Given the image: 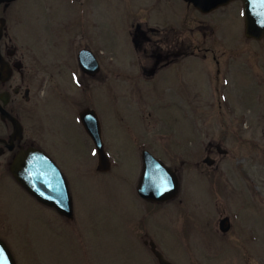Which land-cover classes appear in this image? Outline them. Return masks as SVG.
<instances>
[{"label":"rangeland","instance_id":"1","mask_svg":"<svg viewBox=\"0 0 264 264\" xmlns=\"http://www.w3.org/2000/svg\"><path fill=\"white\" fill-rule=\"evenodd\" d=\"M47 1L53 8L51 14L62 23L82 19L78 17L82 10L71 0ZM21 2L26 5L25 14L35 19L42 0ZM102 7L103 11L100 5L91 7L90 31L96 38L94 47L101 44L106 49L101 55L108 78L104 92L102 83L92 80L90 95L93 100L102 99L104 104L98 109L109 120L110 111L132 112L136 107L132 101L123 102L114 80L125 45V10L118 0H107ZM203 19L196 16L192 20ZM220 27L224 36L214 35L212 40L205 29H197L187 33V41L235 47L241 53L232 61L226 82L215 83L218 92L188 83V93L202 94L203 99L188 97L184 128L179 119H169L173 129L156 121L150 131L153 144L147 147L176 171L177 194L163 203L146 205L148 210H144L145 203L136 191L141 162L131 144L135 139L129 127V133L122 129L124 134L113 133L111 147L107 144L112 166L104 175H97L92 145L90 154L87 149L79 152L84 163L77 155L72 157L78 176L70 181L74 206L71 226L59 219L53 235L49 225V230L39 225L35 218L38 209L21 193V205L17 199L18 205L12 209L0 207V226L9 228L8 223H12L16 227L14 242L9 239L8 247L17 264H158L143 242L149 238L173 264H264V36L260 40L241 39L243 28L236 18L230 26L223 21ZM251 54L253 57L247 59ZM195 66L201 68L202 64ZM199 73L197 70L194 75ZM217 93L228 96V100L220 97L216 102L210 95ZM123 96L129 98L124 92ZM129 114H124V120L131 125ZM110 127L115 126L108 121V134L119 129ZM217 144L224 153L215 149ZM206 156L213 159L212 164L204 162ZM223 216L230 221L225 235L218 229Z\"/></svg>","mask_w":264,"mask_h":264},{"label":"flooded vegetation","instance_id":"2","mask_svg":"<svg viewBox=\"0 0 264 264\" xmlns=\"http://www.w3.org/2000/svg\"><path fill=\"white\" fill-rule=\"evenodd\" d=\"M21 1L0 2V207L12 209L14 204L18 205L17 199L20 202L18 194H24L38 209L35 218L39 225L47 229L49 225L53 235L57 232L59 219L68 226L74 221L70 181L73 176H78V171H73L75 162L71 160L72 157L77 155L78 160L84 163L85 160L80 157L79 152L87 149L90 154L92 145L97 175L102 176V173L109 170L96 169L98 156L94 142L84 127L81 118L83 112L88 110L87 112L92 111L95 114L100 140L110 166L112 161L108 155L110 148L107 144L111 147L112 134H124L122 129L129 133L127 128L131 129L130 134L135 139L131 144L135 148L137 161L141 162V175L144 153L147 151L155 157L147 147L153 144L150 131L155 122L173 129L168 124L169 119H179L183 129L188 97L194 100L197 97L203 99L202 94L188 93V83L204 86L206 91L218 92L216 84L220 80L226 82L232 61L241 55L235 47L219 49L213 45L192 44L187 41V33L205 29L213 40L214 35L224 36V28L220 27V23L226 21L230 26L236 18L243 28L239 33L241 39H262V36L256 38L245 33L243 0H229L207 10L198 8L188 0H131L130 3L118 0L125 10V20L122 21L125 45L120 52L114 80L120 87L123 102L132 101L136 110L110 111L107 120L98 109L104 104L102 99L93 100L95 97L92 99L90 95L92 80L102 83L100 85L104 92L108 78L101 55L106 49L101 44L97 49L94 47L96 38L90 31L91 7L100 5L103 11L102 6L107 0H71L73 6L82 10V15H78L82 19L63 23L55 14H51L53 8L49 1L42 0L38 4L41 10L38 11L39 14L33 15L35 19L25 14L26 5ZM140 9L147 10V13H137ZM196 16L204 19L192 20ZM61 29L63 32H60ZM87 53H91L95 60L94 72L91 56ZM243 55L246 57V54ZM252 57L253 54L247 59ZM196 64H202V67L196 68ZM260 65L262 69V63ZM197 70L200 73L195 76ZM260 75L261 71L258 72V76ZM61 87L67 90H62ZM123 92L129 96L128 99L123 96ZM210 96L212 99L215 96L216 102H220V97L228 100V96L224 94ZM124 114L133 118V124L130 122L131 125H128ZM112 118H117L119 123ZM108 121L115 126L110 127L111 129H119L108 134ZM124 139L127 140V136ZM28 148H34L49 157L61 171L71 199V216L60 214L54 206L38 200L16 180L12 166L19 154ZM215 149L225 152L219 144L215 145ZM141 199L145 203V211L148 210L147 206L160 203ZM224 217L227 216L218 220V229L222 235L227 234L230 229L229 218V228L225 231L220 229V220ZM8 226L9 228L0 226V240L17 264L8 247L11 246L9 239L13 243L12 234L17 231L12 223H8ZM143 236H146V232ZM47 239L46 237L41 241ZM143 242L157 263L151 242L168 260L152 238L144 239Z\"/></svg>","mask_w":264,"mask_h":264},{"label":"water","instance_id":"3","mask_svg":"<svg viewBox=\"0 0 264 264\" xmlns=\"http://www.w3.org/2000/svg\"><path fill=\"white\" fill-rule=\"evenodd\" d=\"M3 0H0V2ZM11 1V0H8ZM202 10L219 6L229 0H188ZM245 10V33L248 36L259 38L264 36V0H243ZM92 72L96 70L94 58H92ZM82 55V54H81ZM80 63L82 58L80 56ZM83 112L81 118L84 127L92 138L98 156L97 170L107 171L110 167L108 157L104 151L99 136V127L95 114L90 111ZM204 162L212 164L209 156ZM12 172L16 180L38 200L54 206L60 214L72 215L71 199L66 182L59 168L54 162L40 151L28 148L19 154L12 166ZM137 194L146 200L162 202L173 198L179 190V179L176 171L155 158L149 152L143 155L142 171L137 183ZM229 228L228 217L220 220V229ZM152 251L157 256L159 264H173L166 260L151 242ZM0 264H15L13 258L0 240Z\"/></svg>","mask_w":264,"mask_h":264}]
</instances>
